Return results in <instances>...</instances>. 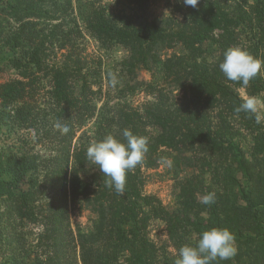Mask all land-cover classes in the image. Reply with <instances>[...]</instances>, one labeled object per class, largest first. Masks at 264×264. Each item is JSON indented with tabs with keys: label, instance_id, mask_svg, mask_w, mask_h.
Here are the masks:
<instances>
[{
	"label": "rangeland",
	"instance_id": "obj_1",
	"mask_svg": "<svg viewBox=\"0 0 264 264\" xmlns=\"http://www.w3.org/2000/svg\"><path fill=\"white\" fill-rule=\"evenodd\" d=\"M253 2L242 3L247 12ZM91 8L100 9L116 22L133 20L134 23L137 17L180 21V16L172 15L164 0H151L144 15L138 13L129 0H0V86L14 84L23 91L19 100L0 101V264H38V261L40 264L49 258L58 259L60 264L70 258L78 262L79 251L68 243L69 234L72 231L76 238L78 232L91 231L96 220L93 214L69 207L56 230L53 223L47 227L42 225L41 217L48 216L51 207L47 209L42 202L43 207L35 208L28 202L27 208L18 212L13 201L16 198L4 195V191L12 190L14 177L19 178L23 190L30 181L54 179L62 172L70 150L84 134L93 142L106 135L119 139L125 119L135 121V113L141 117L140 127L144 128L148 143L149 133L160 117L173 112L179 120L192 119L193 127H198L203 136L219 133L217 140L224 143L218 153L204 141L179 151L159 148L155 167L143 170V197L151 200V204L156 200L165 210L173 212L179 207L184 185L196 193L207 194L209 189H217L213 186V175L221 181L222 177L232 174L239 186L222 190L223 201L227 208L233 201L251 208L240 221V228L252 229L260 224L264 219V68L246 87L225 80L242 101L248 96L262 101L255 115L241 112L229 117L222 104L212 107L201 100L193 107L190 105L191 116L183 107L181 94L177 96L175 85L164 80L162 63L149 69H137L135 76H131L123 64L127 56L124 49L118 44H102L88 33L86 19ZM235 36L238 47L264 61V30L252 32L244 25L243 29L235 31ZM35 46L41 50L44 70L22 79L16 65H25ZM197 49L196 66L223 77L217 46L203 43ZM174 51L184 53L179 47ZM174 51H164L162 57L171 56ZM68 52L74 58L77 75L84 77L96 99L93 118L77 129L73 137L71 120L78 119L54 101L49 76L51 64L63 61ZM109 73L118 79L115 87L109 83ZM20 81L23 87L16 85ZM77 82L80 80L74 82L76 95L79 93ZM123 114L131 116L123 118ZM57 122L69 127L68 134L61 135L54 127ZM209 137L213 139V135ZM162 158L170 159L172 166H164ZM203 195H198L199 202ZM198 215L207 217L204 212ZM148 233L162 254V263L169 256L178 257L162 221L150 220ZM54 238L65 242L57 245L58 248Z\"/></svg>",
	"mask_w": 264,
	"mask_h": 264
},
{
	"label": "trees",
	"instance_id": "obj_2",
	"mask_svg": "<svg viewBox=\"0 0 264 264\" xmlns=\"http://www.w3.org/2000/svg\"><path fill=\"white\" fill-rule=\"evenodd\" d=\"M129 1L138 13L144 15L151 0ZM164 1L172 15L180 16V21L170 18L146 20L137 17L134 23L133 20L116 22L106 17L100 9L91 8L86 19V29L98 42L118 44L124 49L127 56L123 64L131 76H135L137 69H149L157 63H162L163 78L175 85V92L177 96H180L178 93L181 94L187 113L190 112V105L193 107L203 100L212 107L222 104L229 117L239 115L234 109L243 101L227 85L226 78L217 73H210L207 68L202 71L196 66L197 47L203 43L216 45L220 53L219 58L223 60L225 50L238 47L236 30L243 29L244 25L252 32L264 30V0H254L249 12L242 4L245 0H199L196 8L185 6L183 0ZM178 47L184 53L175 52L174 49ZM167 50H173L175 53L163 58L162 52ZM40 53L39 47L35 46L26 64L16 65L22 79H29L44 70ZM67 54L63 61L51 64L49 76L52 80L54 101L78 119L71 120L73 137L77 129L88 124L93 118L96 99L84 77L77 75L74 58L69 52ZM78 80L79 93L76 95L74 82ZM23 84L20 81L16 85L23 87ZM22 92L14 84L0 86V101L7 103L19 100ZM173 113L160 117L157 126L149 133L151 140L143 164L127 174L122 196L106 186L104 181L107 178L87 159L86 151L93 141L86 134L70 150L62 172L54 179L30 181L23 190L19 185V178L14 177L12 186L7 185L11 186L12 190L4 191V195L16 198L13 201L18 206V212L27 208L28 202L35 208L44 205L47 209L51 207L49 215L41 217L42 225L47 227L53 223L56 230L62 225L69 207L70 210L72 207L88 211L96 217L93 229L88 233L78 232L75 238L71 231L68 243L79 251V260L76 263L70 258L64 261V264H175L178 257L174 256H169V261L162 263V254L148 233V223L152 219L164 223L168 239L177 252L184 245L194 247L204 231L227 228L235 236L237 254L233 259L219 261L218 264H262L264 219L252 229L240 228V221L250 213L251 208L249 205H237V201H233L227 208L223 201L222 190H233L234 186H239L238 180L232 174L222 177L221 181H217L213 175V186L217 189L208 190V193H215V202L210 205H204L197 200L199 194L206 193H196L197 191L187 185L181 188L180 204L173 212L165 210L156 200L151 204V200L142 196L143 170L155 167L159 148L179 151L204 141L218 153L224 146L223 141L217 140L219 133L203 136L202 131L197 130L198 127H193L192 119L179 120V116ZM189 115L193 116L192 110ZM130 116L122 115L123 118ZM134 116L135 121L125 119L122 124L118 139L121 142L126 143L122 135L125 129L131 130L137 136H146L144 128L140 127V124H143L140 122L141 117L136 113ZM211 135L213 139L209 137ZM238 164L240 166L242 163ZM245 200L250 202L247 195ZM199 212H204L207 217L201 218ZM64 242L62 238H54L56 246ZM40 264L60 263L58 259L49 258Z\"/></svg>",
	"mask_w": 264,
	"mask_h": 264
},
{
	"label": "clouds",
	"instance_id": "obj_3",
	"mask_svg": "<svg viewBox=\"0 0 264 264\" xmlns=\"http://www.w3.org/2000/svg\"><path fill=\"white\" fill-rule=\"evenodd\" d=\"M185 6L196 8L199 0H183ZM264 68V61L255 58L248 51L240 48H229L223 54L219 69L224 77L231 81L247 86ZM109 83L115 87L118 79L115 74L109 73ZM262 101L255 96L243 99L234 110L237 114L244 112L255 115ZM259 122V117H257ZM54 127L61 135L70 131L66 124L57 122ZM122 135L126 143L121 142L113 135H106L94 141L87 148V159L107 179V187L122 196L125 191L127 174L138 165H142L145 154L148 152V139L133 134L125 129ZM161 163L166 167L172 166V161L162 158ZM215 202V193L210 192L201 198V203L210 205ZM237 254L235 236L227 228H212L201 233L197 244L193 247L184 245L178 250L175 264H218L219 261H229Z\"/></svg>",
	"mask_w": 264,
	"mask_h": 264
}]
</instances>
